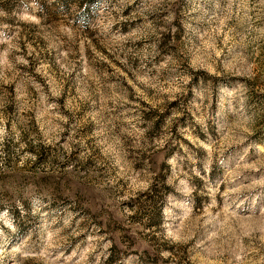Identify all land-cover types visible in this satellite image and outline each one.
I'll list each match as a JSON object with an SVG mask.
<instances>
[{"label":"rangeland","instance_id":"rangeland-1","mask_svg":"<svg viewBox=\"0 0 264 264\" xmlns=\"http://www.w3.org/2000/svg\"><path fill=\"white\" fill-rule=\"evenodd\" d=\"M0 264H264V0H0Z\"/></svg>","mask_w":264,"mask_h":264}]
</instances>
